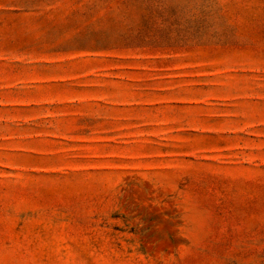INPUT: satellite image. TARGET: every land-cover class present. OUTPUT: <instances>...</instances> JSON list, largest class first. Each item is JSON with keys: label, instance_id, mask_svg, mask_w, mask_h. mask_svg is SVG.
Segmentation results:
<instances>
[{"label": "rangeland", "instance_id": "1", "mask_svg": "<svg viewBox=\"0 0 264 264\" xmlns=\"http://www.w3.org/2000/svg\"><path fill=\"white\" fill-rule=\"evenodd\" d=\"M0 264H264V0H0Z\"/></svg>", "mask_w": 264, "mask_h": 264}]
</instances>
